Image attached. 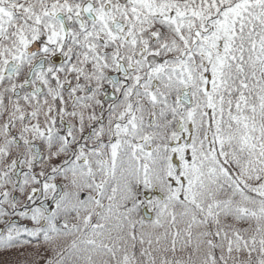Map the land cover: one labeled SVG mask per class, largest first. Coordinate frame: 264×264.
<instances>
[{"label":"snow or ice","instance_id":"6c2138e0","mask_svg":"<svg viewBox=\"0 0 264 264\" xmlns=\"http://www.w3.org/2000/svg\"><path fill=\"white\" fill-rule=\"evenodd\" d=\"M9 264H264V0H0Z\"/></svg>","mask_w":264,"mask_h":264},{"label":"rangeland","instance_id":"374dc122","mask_svg":"<svg viewBox=\"0 0 264 264\" xmlns=\"http://www.w3.org/2000/svg\"><path fill=\"white\" fill-rule=\"evenodd\" d=\"M27 252H31L29 250H13V251H3L0 250V264H9L12 261L23 260L27 254Z\"/></svg>","mask_w":264,"mask_h":264}]
</instances>
